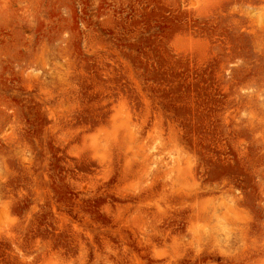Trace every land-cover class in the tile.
I'll return each mask as SVG.
<instances>
[{"label":"rangeland","instance_id":"1","mask_svg":"<svg viewBox=\"0 0 264 264\" xmlns=\"http://www.w3.org/2000/svg\"><path fill=\"white\" fill-rule=\"evenodd\" d=\"M0 264H264V0H0Z\"/></svg>","mask_w":264,"mask_h":264}]
</instances>
